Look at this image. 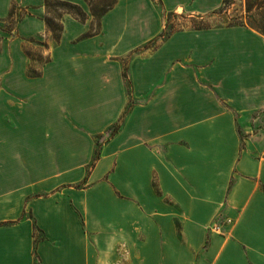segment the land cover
<instances>
[{
	"label": "crops",
	"instance_id": "obj_1",
	"mask_svg": "<svg viewBox=\"0 0 264 264\" xmlns=\"http://www.w3.org/2000/svg\"><path fill=\"white\" fill-rule=\"evenodd\" d=\"M123 1L99 31L63 14L42 70L5 73L0 264H264V37L183 28L126 76L110 51L163 24L125 21ZM44 2L0 0V16L18 5L19 33L36 35Z\"/></svg>",
	"mask_w": 264,
	"mask_h": 264
},
{
	"label": "rangeland",
	"instance_id": "obj_2",
	"mask_svg": "<svg viewBox=\"0 0 264 264\" xmlns=\"http://www.w3.org/2000/svg\"><path fill=\"white\" fill-rule=\"evenodd\" d=\"M182 1L183 0L123 1L120 12L123 13L125 21L141 23L158 21L160 24H163L160 37L149 40L129 51L125 50L127 48L126 46H120L121 49L118 50L116 49L117 47H115V51L121 50L120 53H116L114 50L110 51L114 59H119L121 68L126 73V76L130 72L129 64L133 59H139L144 55L154 53L163 43L166 35L183 28L191 30L211 26H225L228 24L246 25L264 37V0H198L195 6L199 10L204 11L198 14H191L193 10L192 6H186L184 8L181 4ZM116 2L113 6H115ZM85 4V16L90 21L91 29L96 28L97 31L102 17L98 20L94 18L91 14L90 6L86 2ZM212 5H215V8L207 12ZM178 6H180V8H178ZM149 7H151L152 11L156 12V15L149 11ZM12 10L13 15L11 18H8V14L0 16V87L2 88H5L3 84L5 73L13 70L18 61L21 63V66H26V74L29 72L38 73L42 70L47 57L51 59V56H49L51 54L50 51L57 45V42L53 40L51 33L46 27L43 32L36 35L27 37L22 36L19 33L17 25L22 17L20 15L26 11L23 8L20 9L18 5L14 6ZM116 11L108 19L109 22L117 20L116 13L119 10ZM57 12L63 14L61 10ZM44 17L53 20L55 23H61L62 17L60 20H56L53 18L52 13L46 12ZM71 32L72 30H70V33ZM145 32L148 33L149 31L145 30ZM84 36L85 34H82L78 38L71 40V42H76ZM24 52L28 53V56L24 55ZM10 79L12 82V78ZM11 82L8 83L10 87H12ZM125 85L127 92L131 93L129 79H127ZM11 91L12 89L9 90V92ZM8 97L9 99L7 100ZM8 97L7 94H4L3 101L13 102L12 95H8ZM116 128L117 125L115 124L111 127L109 134L110 132L113 133ZM107 135L108 133L99 135L96 139L97 143L100 144Z\"/></svg>",
	"mask_w": 264,
	"mask_h": 264
},
{
	"label": "trees",
	"instance_id": "obj_3",
	"mask_svg": "<svg viewBox=\"0 0 264 264\" xmlns=\"http://www.w3.org/2000/svg\"><path fill=\"white\" fill-rule=\"evenodd\" d=\"M85 2L90 6L92 16L98 20L113 6L116 0H85ZM44 5L46 12L52 13L53 18L56 20H60L65 13L72 15L80 21H83L86 18L85 12L81 6L74 3L62 0H45ZM58 10H61L63 14L58 13ZM44 22L47 30L51 33L53 40L57 41L62 32L61 23H55L47 17H44Z\"/></svg>",
	"mask_w": 264,
	"mask_h": 264
}]
</instances>
